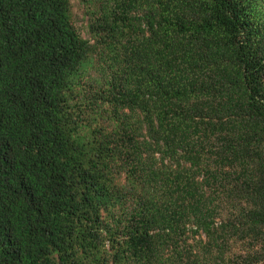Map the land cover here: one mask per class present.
Here are the masks:
<instances>
[{
	"label": "trees",
	"instance_id": "trees-1",
	"mask_svg": "<svg viewBox=\"0 0 264 264\" xmlns=\"http://www.w3.org/2000/svg\"><path fill=\"white\" fill-rule=\"evenodd\" d=\"M0 0V264H264V0Z\"/></svg>",
	"mask_w": 264,
	"mask_h": 264
},
{
	"label": "rangeland",
	"instance_id": "rangeland-1",
	"mask_svg": "<svg viewBox=\"0 0 264 264\" xmlns=\"http://www.w3.org/2000/svg\"><path fill=\"white\" fill-rule=\"evenodd\" d=\"M71 3H72V10H73V12H74V15H75V17H74V19H75V24L77 25V26H79V23H80V16H79V7H78V5H77V3H76V0H71Z\"/></svg>",
	"mask_w": 264,
	"mask_h": 264
}]
</instances>
